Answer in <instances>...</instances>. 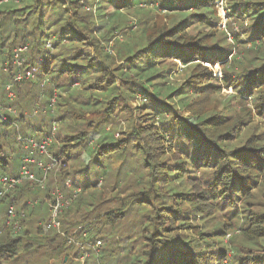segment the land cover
Segmentation results:
<instances>
[{
    "label": "trees",
    "instance_id": "trees-1",
    "mask_svg": "<svg viewBox=\"0 0 264 264\" xmlns=\"http://www.w3.org/2000/svg\"><path fill=\"white\" fill-rule=\"evenodd\" d=\"M217 1L96 0L97 8H90L84 6V0H0V82H12L15 92L14 98L10 99L6 89L0 88V106L7 116L6 120L0 118V175L12 176L18 172L19 168L16 171L11 168L10 159L13 155V162L18 155L21 160L27 152L23 148L26 141L23 138L35 136L39 139L51 132L50 118L46 121L41 118L33 123L25 111L33 103L35 87H41L48 108L52 97L57 100V108L53 111L55 118L65 121L68 126H72V122L66 120L69 111L59 109L64 103L59 100L62 94L59 93L57 98L58 88L66 94L64 100L67 102L72 95L82 96L76 93L77 90L85 92L87 95L79 109L94 110L99 98L105 99V114L100 118L101 122L116 120L123 114L130 119L126 124L128 129L119 132L117 137L104 128L96 133V138L83 131L75 134L63 132L65 137L62 141L58 134L53 137L49 147L54 151L49 148V154L54 160H62L63 166L66 165L65 159H70L74 146L82 148L86 154L82 180L73 175L68 178L71 187L65 186L64 178L54 186L44 182L43 188L37 182L34 187H26L32 182L24 181L0 199V204L5 202L0 210H5L6 215L0 218L6 217L10 221L7 223L0 219V264H100L105 251H114L110 247L112 241L106 244L107 238L103 235L106 231L103 232L102 224H110L111 229L122 221H129L131 236H127L126 243L118 244L123 254L117 264H264V212L251 207L255 206L253 191L264 186V139L253 140L248 136L242 145L231 146L228 142L236 137L237 127L224 122L223 116L205 115L199 110L189 117H177L174 113L176 108L160 99L163 95L179 92L181 105H189L183 104L188 90L203 89L215 79L209 71L195 72L194 77H189L173 90H170L171 86L152 84L155 77L165 73L160 68V61L166 58L179 59L184 64L196 59L220 61L225 58V52L206 45L208 34L191 36L186 32L191 23H205L212 18ZM149 4L180 18L172 27L159 29L154 36L145 37L139 48L129 47V54L125 57L138 82L125 77L123 72L109 73L105 62L100 59L105 46L101 45L98 34L101 33L104 40H111L106 35L119 29L121 11L131 12L136 6L142 8ZM105 9L112 10L107 12ZM230 9L232 12L228 15L238 22L242 28L241 35H244V38H238L234 32L235 40L260 48L259 45L264 43V1L233 3ZM96 18L101 20L102 29L98 32H94ZM244 18L250 22H244ZM127 27L119 31H125ZM117 34L112 37L119 41ZM46 40L55 49L54 53L44 49ZM134 44L139 45L136 41ZM23 45L27 46V51L22 55L20 70L36 68L35 74L33 78L13 82V75L18 70L12 62L13 54ZM93 72L96 76L89 82L93 79ZM241 75L243 78L232 85L246 94L257 88L259 105L264 109V57L259 65ZM232 79L227 77L228 81ZM43 81H47L45 85H42ZM146 84L153 85L156 91ZM137 93L142 98H149V102L141 101L137 106L129 103V98L136 101ZM208 93L205 92L206 95ZM8 106L15 109V113L8 111ZM135 111H144L150 120H144L141 127H135L131 120ZM156 120L160 126L155 124ZM30 128H33V133L29 132ZM92 139L94 144L90 146ZM165 141L174 145L172 155L179 153L183 157L178 156L171 162L165 152ZM57 143L61 147H57ZM8 149L12 150L10 158L6 152ZM118 158L123 159L119 168L128 159L136 158L143 172L147 173L144 178L146 199L133 198L128 205L110 209L103 216H76L80 194L93 195L99 180L108 172L104 161ZM173 166L175 168L172 169ZM198 171L201 172L199 176L196 174ZM178 182L180 184L176 185ZM186 186L189 187L187 192L184 190ZM56 187L67 196L72 195V189L80 188L71 204L60 213L59 229L47 228L45 224L50 214L51 191ZM178 187L181 191L176 190ZM24 195L25 202H20ZM27 199H33V204H28ZM9 205L16 206L12 218L7 212ZM129 205L133 208L131 216L126 215ZM223 205L226 207L222 208ZM190 212L194 216H185ZM86 213L92 214L89 210ZM201 216L203 223L215 226L211 230H195L199 238L187 239L184 231L197 227L189 219ZM240 221L243 222L238 225ZM235 229L239 230L238 233ZM234 233L240 234L253 252L238 254L235 248L227 249L222 238L232 235L227 240L230 244ZM97 241L102 246L100 251L92 247ZM213 242L222 246L213 247ZM255 249L263 252L255 253ZM82 255H85V261L80 259Z\"/></svg>",
    "mask_w": 264,
    "mask_h": 264
},
{
    "label": "rangeland",
    "instance_id": "rangeland-1",
    "mask_svg": "<svg viewBox=\"0 0 264 264\" xmlns=\"http://www.w3.org/2000/svg\"><path fill=\"white\" fill-rule=\"evenodd\" d=\"M249 1L257 2L262 0H218L217 3L213 6L212 18L207 19L205 23H191L186 28L187 35L200 36L203 34H208L206 36V45L210 46L211 48H218V52H225V58L221 59L220 61L214 58L206 61H200L199 59H196L188 64H184L179 59L166 58L165 60L160 61V68L164 69L165 73L162 76L159 75L160 77H155L156 80H153L152 82V84H158L160 87H163V85L171 86L172 88L170 90H173L178 88L182 82L187 81L189 77H194L193 74L195 72L209 71L215 79L213 81H210V83H207L203 89H189L188 97L183 102V104L189 105H181L178 97L179 92H172L168 96L163 95L160 97V99L165 104L176 108L174 113L177 115V117H189L191 114L199 110L203 111L205 115L223 116L224 122L235 124V126L237 127V132L236 134H234L236 137L228 142V144H230L231 146L242 145L248 136H252L253 140L264 139V109L261 105H259L260 100L258 96H260V93H257V88H255L253 89V91L246 94V92H240L239 87L232 85V83H237V81L243 78L241 74H245L247 70L252 69L256 65H259L261 58L264 57V43L259 45L260 48H253V46H250L249 43L244 44V41L239 42V40L237 41L233 37L234 32H237L238 38H244V35H241L242 28L240 27L238 22L234 19L231 20V17L228 15L232 12L230 6L233 3L245 4ZM84 3L85 7L89 6L90 8H97L96 0H84ZM149 5L150 6L143 5L142 8L136 6V9L131 10V12L121 11L119 14L120 20H118L119 29L124 28V26L129 27H127V30L125 31L120 32L118 29L117 31H113L111 34L106 35V38H111V40H104L101 38V33L98 34L99 39L102 41L101 45L105 46L102 50L103 57H101L100 59L105 62V69H107L109 73L117 74L123 72L125 77L128 76L129 79H133L135 82H138V78L134 76V73L130 71V68L128 67L129 61L125 57V55L129 54V47L133 46V48L135 49L139 48L142 45L143 39L145 37L154 36L159 29L163 30L172 27V25L180 18L179 16H174L173 14H167L161 11L159 8H156L155 4ZM250 5H252V3ZM105 10H107V12H110L112 9ZM245 18L244 22H250L249 19ZM94 20L96 21L95 24L97 26L94 32H98L102 29L101 20L99 18H96ZM115 34L118 35L117 38L119 41L114 40L115 37H112ZM134 41L138 42L139 45H135ZM46 42L44 44V49L47 48L51 51V53H54L55 49L51 48V43L50 45H47ZM93 54L96 57V54L94 52ZM198 63L201 64L198 67H195V65ZM202 65L206 66V69H204ZM94 76L96 75L93 72V79H90L89 82H92V80L94 81ZM227 77H229V79H234L228 81ZM46 82L47 81H43L42 85H45ZM147 86L150 87L151 90H155V88H153V85L148 84ZM40 89H38V87L34 88L33 103L30 106V109L25 111L30 115V120L33 121V123L39 121L41 118L45 119V121L50 118V128L53 124H55L56 129L54 131V136L56 134H58L57 136H61L58 137L59 139H61V141L65 137V135L63 136L62 134L63 132H66L68 134H75L83 131L87 135H91L96 138V133L101 131L103 128L105 130L113 132L116 137L119 136V132H125L128 129L126 127V124L127 120L130 121V119H126L124 114L120 115L118 118H116V120L114 118H105L106 120H104L103 122L100 121V118H104L103 116L105 114L103 112L105 99H102L100 97L96 102L97 106L94 110L79 109V104L81 103L82 99L85 100L87 94L85 92H82L81 90H77L76 93L82 96L76 97V95H72V97L68 99L69 102H67L66 100H64L66 94L64 92H61L58 88L57 98L59 93L62 94L59 100L60 102L64 103V105L59 106V109H67L69 112L67 113L68 116L66 120L72 122V126H68V123L66 124L65 121H57V119L55 118V113L53 111L55 110V108H57V100H55V103L53 105H50V107L48 108V103L45 99V95L42 94V90ZM170 90L168 92H170ZM206 91L209 92L207 95L205 94ZM31 93L32 91L30 90L29 94ZM144 99L145 98H142L141 95L137 93L136 101L132 98H129V103H131L133 106H137L138 102H149L150 100L149 98H146L144 101ZM59 109H56V112H59ZM139 114H142V116H138ZM57 115L58 114L56 113V116ZM98 120L102 124L94 123ZM131 120L135 127H141L142 122H144V120H150V117L149 114H146L144 111H140V113L135 111L132 112ZM155 124L160 126V122L158 120H156ZM29 132L33 133V128H30ZM168 137L169 136H167V138ZM165 143V152H167V155L170 156V159L172 160L171 162H173L178 156H181L180 158L183 157V155L179 153H176V155H172V151L175 148L174 145H170V142L166 141ZM93 144L94 140L92 139V141L89 142V145L91 146ZM58 146L61 147V145L57 143V147ZM50 150H52V152L54 151L53 148H50ZM10 151L12 150L8 149L6 151L7 154H9V158L11 156ZM70 152H72V155L69 160L65 159V166H63L62 160L60 159L51 161V159L53 158L51 157V154L50 157H36L37 160L43 159L44 163L49 165L48 176L44 180L45 184L48 182L49 186H54V184H56L57 182L59 184L65 178L64 184H67L66 181H68V184L70 185V179L73 175H75V178L77 180H82L81 170L85 164L83 158L86 154L83 153L82 148H78V146H74ZM76 152L79 155L76 156ZM12 156L10 159V165L11 168H13V171H16L18 168L20 169L21 160L17 155L15 160L11 162ZM116 156L117 155H115V157ZM122 160V158H118L113 159L111 162H108L107 160L104 161L105 164L108 165V172L105 178L99 180V186L96 188V191H92L93 195H91V193L84 195L80 194L79 203L76 205L77 209H79V212L76 216H80L81 214L82 216H103V213L110 209L116 210L120 207L122 208V206L128 205L129 202L133 201V198H136V200L146 199V193L144 192V190H146V184L144 187V178L146 177L147 173L143 172V168L137 163L136 158L134 160L128 159L119 168L120 162ZM61 167L63 171H61ZM31 168L34 172H36V176H38V178H41L43 176L42 174L44 172L37 165V163L32 164ZM173 168H175V166H173L172 169ZM200 173L201 172L198 171L196 173L197 176H199ZM35 184L36 183H27L26 187L28 186L29 188H31L34 187ZM179 184L180 183L178 182L176 185ZM262 188L253 191V193L255 192L253 203L255 206L251 207L255 208V210L264 212V189ZM176 190L181 191V188L178 187V189ZM184 190H186V192L189 191V187H184ZM25 197L26 196L24 195L23 201L20 202H25ZM26 201L30 205L33 204V199H27ZM4 206L5 202H2L0 204V207ZM131 206H133V204ZM131 206H127V216H131V212H133V208ZM185 207H188L187 204L185 205ZM221 207H226V205H223ZM74 210L75 208L73 209V216L75 214ZM87 210L91 211L92 214L86 213ZM0 216H6L5 210H0ZM185 216L194 215L193 212H190ZM194 218L191 217L189 220L194 226L197 227L196 229H189L184 231V236L187 239L194 237L199 238L195 230H211L215 226L211 223H203L204 219L202 216ZM2 220L7 221V218L3 217ZM242 222L243 221H240L238 225L242 224ZM102 226L104 227L103 232L106 231V234H103L107 238L106 244L112 241L113 245L110 247L113 248L114 251H105L103 258L104 260L100 262V264H117V262L120 261V256H122L123 254L120 247H118V244H120V242H122L123 244L128 241L127 236L131 233V225L129 221H122L120 225L115 224L111 227V229L110 224H102ZM235 230V233H238L239 230ZM235 233L234 240L231 241L230 244L227 240L231 238L232 235L229 234L222 238L223 242L226 243V248H235L238 254L253 252L252 249H248L250 246L247 244L246 240H244L243 237L240 236V234ZM212 245L213 247L222 246L218 242H213ZM101 248L102 246L99 248V251ZM241 250H244V252H241ZM254 252L262 253L263 251L255 249ZM228 254H230V251L228 252ZM85 258L83 261H85ZM120 264H122V262Z\"/></svg>",
    "mask_w": 264,
    "mask_h": 264
},
{
    "label": "built area",
    "instance_id": "built-area-1",
    "mask_svg": "<svg viewBox=\"0 0 264 264\" xmlns=\"http://www.w3.org/2000/svg\"><path fill=\"white\" fill-rule=\"evenodd\" d=\"M47 45H50L49 42L46 43ZM27 50V46H19L15 49L13 54L12 62L18 70L13 75V82L20 81L22 78L29 79L34 77V72L36 68L28 69L26 71L20 70V68L23 65V58L22 55ZM4 87L7 91V96L10 99H13L15 96V92L12 89L13 84L12 82H8L6 84H1L0 82V88ZM55 102L54 97L50 99V105H53ZM7 110L11 113H15V109H13L11 106L7 107ZM0 118L2 120H6L7 116L2 112V106H0ZM56 127L55 124L52 125V129L49 135L43 136L41 138H36L35 136H30L27 138H23L25 141L23 148L27 149V152L22 156L21 158V165L19 172L12 176H2L0 175V199L5 196L6 193H8L11 189H14L16 186L22 184L24 181H29L32 183H39L40 186L44 187V180L46 178V174L48 173L49 165L44 163L43 159L37 160V156H47L50 157L49 154V146L51 144V141L54 137V131ZM19 139H21V136H19ZM51 161H55L54 159H51ZM37 163V165L42 169L44 172L43 176L41 178H38L36 176V172L33 171L31 168V165ZM67 184L65 186L71 187V184L69 185L68 181H66ZM80 190L79 187L72 189V195L67 196L65 195L62 190L59 187H56L51 191V197H50V214L46 220V227L47 228H57L59 229L61 226V221L59 219L60 213L63 212L64 208H67L71 202L73 201L74 197L76 196V193ZM7 212L9 214V217L12 218L15 216V208L13 205H9ZM23 214V213H22ZM7 223H10V221H7ZM18 220L15 221V225H17ZM100 242H96L94 245H92L93 248H100ZM82 247V246H81ZM85 255H82L80 257L81 260H83Z\"/></svg>",
    "mask_w": 264,
    "mask_h": 264
}]
</instances>
